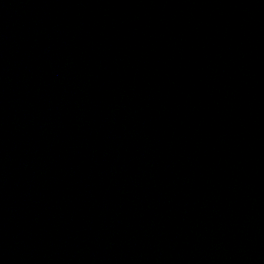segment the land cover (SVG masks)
Masks as SVG:
<instances>
[{
    "label": "water",
    "instance_id": "obj_1",
    "mask_svg": "<svg viewBox=\"0 0 264 264\" xmlns=\"http://www.w3.org/2000/svg\"><path fill=\"white\" fill-rule=\"evenodd\" d=\"M0 264H264V0H0Z\"/></svg>",
    "mask_w": 264,
    "mask_h": 264
}]
</instances>
